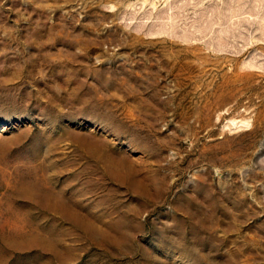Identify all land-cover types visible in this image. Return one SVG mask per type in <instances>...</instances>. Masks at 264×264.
<instances>
[{
	"label": "rangeland",
	"instance_id": "rangeland-1",
	"mask_svg": "<svg viewBox=\"0 0 264 264\" xmlns=\"http://www.w3.org/2000/svg\"><path fill=\"white\" fill-rule=\"evenodd\" d=\"M0 264H264V0H0Z\"/></svg>",
	"mask_w": 264,
	"mask_h": 264
}]
</instances>
